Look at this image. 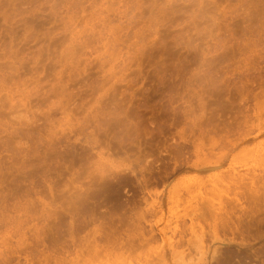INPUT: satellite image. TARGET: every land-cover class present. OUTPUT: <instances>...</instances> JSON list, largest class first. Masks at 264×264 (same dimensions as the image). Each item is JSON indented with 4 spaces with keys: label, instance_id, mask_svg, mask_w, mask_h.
<instances>
[{
    "label": "rangeland",
    "instance_id": "obj_1",
    "mask_svg": "<svg viewBox=\"0 0 264 264\" xmlns=\"http://www.w3.org/2000/svg\"><path fill=\"white\" fill-rule=\"evenodd\" d=\"M0 264H264V0H0Z\"/></svg>",
    "mask_w": 264,
    "mask_h": 264
}]
</instances>
